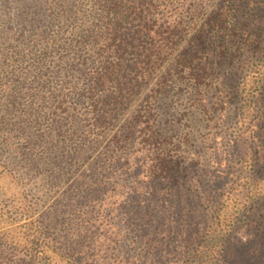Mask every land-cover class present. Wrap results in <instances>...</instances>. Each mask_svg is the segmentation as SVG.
Wrapping results in <instances>:
<instances>
[{
	"label": "rangeland",
	"instance_id": "rangeland-1",
	"mask_svg": "<svg viewBox=\"0 0 264 264\" xmlns=\"http://www.w3.org/2000/svg\"><path fill=\"white\" fill-rule=\"evenodd\" d=\"M260 1L238 0V6L251 8ZM167 2L166 11L173 10L169 20H184L190 29L183 33L190 37L196 33L195 28L206 19L210 21L216 11L224 14L221 19L224 25L228 26L227 21H231L226 13L229 0ZM39 14L46 21L37 30H61V26H49L48 22L52 21L49 12ZM153 16V21L159 22L161 14ZM232 20L237 30H221L220 34L226 41H235L237 52L233 65L238 71L244 70L240 87L244 106L238 109V115H229L222 109L209 111L204 117L195 109L197 105H191L198 103L188 100L195 96L192 91L180 101L182 104L175 105V117L184 115V120L174 125L169 147L179 149L178 155L183 158L181 161H186L190 174L184 185L176 186L182 188L174 192V204H166L163 199L158 203L154 199L150 202L157 214L166 215L157 219L161 225L157 230L159 240L152 242L154 252L146 250L149 244L145 246V241H149L139 236L145 229L126 222L123 216L136 203L133 198L128 200V195L135 193L139 186L137 180L148 179L144 174L148 166L157 163L156 157L148 155L144 149L141 158L138 153L139 162L135 166L133 159L137 153H129L127 172L116 176L110 172L111 177L97 173L96 157L102 148L92 149L94 127L86 123L82 128L81 123L75 125L79 133L72 141L73 146L85 147L77 156L78 167L85 157L89 159L79 170L72 168L58 180L55 178L61 174V162L59 166H50L53 168L49 170H32L24 163L20 166L15 148H20L16 146L21 143L17 140L14 146H9L3 142L0 132V244L10 247L9 252L15 259L31 260L32 264H264V97L260 96L262 93L264 96V35L260 41L257 26L243 13ZM222 61L224 65L231 63L226 59ZM46 63L37 67L36 75L55 89H44L54 91L53 94L48 91L38 94V87L28 98L38 112L30 129L34 136L45 133L46 144L61 146L58 139L62 130H70V123L61 127L62 118L79 119L77 115L82 112L78 111L80 106L75 100L66 104L61 98V80L64 79L61 65L52 57ZM66 105L70 111L65 110ZM200 117L203 120L199 121ZM160 118L159 115L156 125L163 123ZM125 119L114 121L110 128L119 131ZM107 142L103 140L101 146ZM90 165L95 166L97 173L96 180L92 178L96 181L93 183L87 179L91 174ZM154 177L149 178L157 179ZM72 191L71 202L78 196L87 202L69 209L72 203L64 204ZM138 191L147 196L155 191L158 192L154 194H166L169 190L166 184L157 183L150 188L138 187ZM56 212L61 218H51ZM89 216L96 219L90 229L93 236L86 239L83 237L85 227L73 226L71 219L84 222L81 218ZM131 230L135 234L133 241L129 237Z\"/></svg>",
	"mask_w": 264,
	"mask_h": 264
},
{
	"label": "trees",
	"instance_id": "trees-1",
	"mask_svg": "<svg viewBox=\"0 0 264 264\" xmlns=\"http://www.w3.org/2000/svg\"><path fill=\"white\" fill-rule=\"evenodd\" d=\"M258 4L246 8L238 6V0H229L226 13L231 21H227L228 26L221 20L224 14L216 11L211 20L206 19L198 25L196 33L190 37L183 33L190 29L184 20H169L173 10L166 11L167 0H162L163 8L160 0H0V132L3 142L14 146L13 142L19 140L21 145L16 146L20 148H15V157L20 166L24 163L32 170H49L53 168L50 166H59L61 162V174H57L55 180L66 176L72 168L79 170L89 159V156L85 157L78 167L77 156L85 151V147L72 145L79 133L75 125L82 123L85 128L88 123L94 127L92 131L89 129L95 134L92 149L102 148L96 157V165L97 173L104 176L127 172L129 153H137L133 165L138 166V153L141 158L147 149L148 155L156 157L157 163L147 167L144 174L147 180H137L139 186L135 193L128 195V200L133 198L136 203L126 210L123 219L145 229L139 236L147 238L146 250L154 252L152 242L159 240L157 230L161 225L157 219L166 215L157 214L150 202L154 199L158 203L163 199L166 204H174V192L182 188L176 186L184 185L190 174L186 161H181L183 158L178 155L179 149L169 147L174 125L184 120L182 113L178 114L181 117H175V105L182 104L180 101L192 91L195 96L188 100L198 103L191 105H197L195 109L204 117L209 111L222 109L229 115L240 113L238 109L244 106L240 88L244 70L238 71L233 65L237 52L235 41H226L220 31L237 30L232 19L243 13L257 26L261 41L264 0ZM41 11L49 12L48 16L52 17L49 26H61V30H37L46 21L40 16ZM154 13L161 14L159 22L153 21ZM50 57L61 65V75L64 74L61 98L66 104L75 100L72 103L79 105L78 111L82 112L77 115L79 119L62 118L61 127L70 123V130H62L58 139L61 146L46 144L45 133L34 136L30 129L38 112L28 98L38 87V94L54 93L44 91L55 88L36 75L37 67L47 64ZM222 59L231 63L224 65ZM260 96L262 99L263 93ZM70 109L65 106V110ZM159 115L163 123L156 125ZM121 118L126 119L120 130L113 131L110 125ZM103 140L108 142L101 146ZM90 167L91 174L87 179L93 183L96 181L92 178L96 180L97 173L94 165ZM152 175L157 179H150ZM157 183L166 184L169 191L140 195L138 187L150 188ZM73 197L72 191L64 204L72 203L69 209L87 202L82 196L71 202ZM52 217L60 215L56 212ZM81 219L85 221L71 219L72 225H83L86 229L83 237L91 239L90 229L96 217ZM51 223L56 221L51 220ZM133 232L131 230L129 234L132 241ZM8 248L0 244V264L1 261L32 264L31 260L15 259Z\"/></svg>",
	"mask_w": 264,
	"mask_h": 264
}]
</instances>
